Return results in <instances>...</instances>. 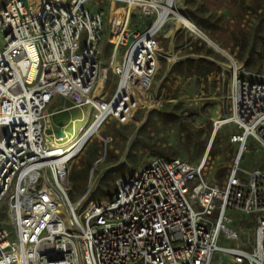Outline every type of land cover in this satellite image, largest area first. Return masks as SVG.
I'll return each mask as SVG.
<instances>
[{"label":"built area","instance_id":"1","mask_svg":"<svg viewBox=\"0 0 264 264\" xmlns=\"http://www.w3.org/2000/svg\"><path fill=\"white\" fill-rule=\"evenodd\" d=\"M94 1L108 2L106 23ZM177 4L9 0L2 5L0 212L8 228L0 224V264H264V172L240 167L250 138L264 149V72L248 70L230 55L217 74L225 114L214 120L213 132L236 126L240 133L231 142L240 150L224 184L205 180L208 150L196 166L155 157L117 178L106 198H93L92 183L77 200L69 197L72 152L90 130L113 121L130 133L141 102L144 108L161 104L148 92L163 56L158 37L179 12ZM60 100L72 102L70 108L90 107V117L95 113L64 147L55 141L65 134L57 137L48 128V117L59 111L46 113ZM235 211L255 215L254 242L221 247L222 235L239 239L227 226L232 222L227 213Z\"/></svg>","mask_w":264,"mask_h":264},{"label":"rangeland","instance_id":"2","mask_svg":"<svg viewBox=\"0 0 264 264\" xmlns=\"http://www.w3.org/2000/svg\"><path fill=\"white\" fill-rule=\"evenodd\" d=\"M8 1L0 0V8ZM99 5L100 9L94 10L104 13L106 23L108 2L92 3L93 8ZM177 9L218 49L183 28L173 17L159 34L164 56L160 58L157 75L148 92L149 96H158L161 104L154 108L140 107L130 133H123L113 121L100 126L70 164L68 194L72 201L77 200L91 183L93 198H106L114 191L117 178L150 165L158 156L181 159L196 166L209 150L205 180L212 185H222L226 181L240 150L238 144L231 142V136L240 131L234 125H227L214 135V120L225 114L222 108L224 91L218 75L201 79L181 76L177 65L194 58L216 62L222 68L229 64L225 57L230 55L248 70L264 72V0H178ZM197 19L208 21V24L198 27ZM171 30L173 34L167 37ZM108 33L107 26L105 34ZM3 47L4 34L0 30V50ZM195 47L201 49L199 54L192 52ZM72 105L68 100H60L46 110V113L59 111L48 117V128L56 129L62 122L61 131L65 137L55 144L63 147L95 115L90 117L88 106L70 108ZM49 139L53 140L51 136ZM104 140L109 143L107 150ZM240 167L247 172L257 169L264 172V149L253 138L248 141ZM240 177L245 179L243 175ZM197 183L191 182L190 186ZM227 216L232 220L227 226L238 232L239 239L227 240L222 235L219 246L235 248L249 238L253 243L255 215L235 211L228 212ZM0 224L8 228L2 212Z\"/></svg>","mask_w":264,"mask_h":264},{"label":"trees","instance_id":"3","mask_svg":"<svg viewBox=\"0 0 264 264\" xmlns=\"http://www.w3.org/2000/svg\"><path fill=\"white\" fill-rule=\"evenodd\" d=\"M194 21V20H193ZM195 24L198 27H202L205 24H208V21H201L200 19L195 20ZM207 26V25H206ZM200 48L195 47L192 49L193 53L199 54ZM177 68L180 69L179 74L181 76L195 77L197 79L208 78L212 75L218 74L221 68L207 60V59H192L189 58L185 61L178 63ZM221 173V178L224 177L223 172Z\"/></svg>","mask_w":264,"mask_h":264},{"label":"bare ground","instance_id":"4","mask_svg":"<svg viewBox=\"0 0 264 264\" xmlns=\"http://www.w3.org/2000/svg\"><path fill=\"white\" fill-rule=\"evenodd\" d=\"M178 10V9H177ZM174 20L178 21V23L183 27L185 28L186 30H189V32H193L194 34H196L199 38L203 39L204 41H208V42H211L212 46L216 49H218V47L212 42L210 41L207 36H205L189 19H187L181 12H177L175 11L174 12ZM168 25V24H167ZM179 25V26H180ZM31 53H32V58L34 61H36V55H35V52L34 50L31 48ZM164 56V55H163ZM173 59V58H172ZM175 59V58H174ZM35 70V65L32 66V73L34 72ZM31 73V75H32ZM144 102H141V107H145L144 106ZM100 128L99 127H93L88 136L82 140V142L77 146V148H75L74 152L73 153H76L75 155V158L73 159V161L76 159V157L81 153V151L83 150V148L88 144L89 140L92 138V136L96 133V131ZM105 144L107 143L106 140H104Z\"/></svg>","mask_w":264,"mask_h":264},{"label":"water","instance_id":"5","mask_svg":"<svg viewBox=\"0 0 264 264\" xmlns=\"http://www.w3.org/2000/svg\"><path fill=\"white\" fill-rule=\"evenodd\" d=\"M206 41V40H205ZM211 47H213L212 46V44H211V42H208V41H206ZM214 48V47H213ZM214 49H216V48H214ZM62 122H59L58 124H57V128L54 130V132H55V134H56V136L57 137H59V136H62L63 135V133H62V131H61V127H62Z\"/></svg>","mask_w":264,"mask_h":264},{"label":"crops","instance_id":"6","mask_svg":"<svg viewBox=\"0 0 264 264\" xmlns=\"http://www.w3.org/2000/svg\"><path fill=\"white\" fill-rule=\"evenodd\" d=\"M173 34V31L171 30V31H168V34L166 35L167 37H171V35ZM165 36V35H164ZM185 50H187V45H186V48H185ZM184 61V60H183ZM181 62V61H180Z\"/></svg>","mask_w":264,"mask_h":264}]
</instances>
